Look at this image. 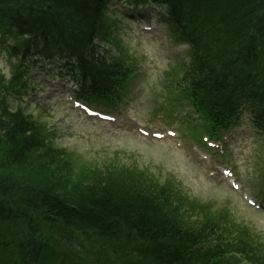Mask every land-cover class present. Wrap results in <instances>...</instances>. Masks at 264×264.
I'll return each mask as SVG.
<instances>
[{"label":"trees","instance_id":"obj_1","mask_svg":"<svg viewBox=\"0 0 264 264\" xmlns=\"http://www.w3.org/2000/svg\"><path fill=\"white\" fill-rule=\"evenodd\" d=\"M108 1L0 0L15 82L36 60L57 59L82 95L115 96L132 68L94 44L108 36ZM142 1L164 4L172 40L189 45L179 95L213 122L248 112L264 132V0ZM4 88L0 80V264H262L249 241L226 239L209 217H185L164 185L131 170L76 177Z\"/></svg>","mask_w":264,"mask_h":264},{"label":"rangeland","instance_id":"obj_2","mask_svg":"<svg viewBox=\"0 0 264 264\" xmlns=\"http://www.w3.org/2000/svg\"><path fill=\"white\" fill-rule=\"evenodd\" d=\"M107 17L115 35L111 36L112 44L100 43V47L107 51L109 57H120L140 70L130 87L135 99L123 106V112L120 111L118 120L122 121L114 120L111 114L112 121H102L73 106L64 98L70 97L68 83L53 77L52 70L44 73L33 71L30 79L33 87L30 90L36 91L33 94L6 100L13 107L22 106L21 109L41 126L48 143L64 150L76 177L94 169L101 172L131 170L146 181L150 179L172 188L176 197L184 200V216L190 220L203 219L207 214L222 217L229 234L247 238L264 255V215L248 206L255 186L264 183L259 179L264 169V139L245 137V144L232 143L234 154H229L228 159L236 164V176L242 185L238 189L228 186L217 176H211L210 170L195 163L187 155L186 146L181 150L173 147L170 141L175 136L168 135L167 129L158 125L164 121L155 114H162L160 112L164 110L162 96L165 89L167 93L171 89L165 85L166 82L178 77V68L184 57L181 48L171 46L168 40L163 39L162 33L158 35V31L152 30L155 35H148L141 30V25L120 19L111 11ZM145 24L146 21L144 26L147 27ZM1 48L0 80L7 89L15 64ZM2 96L5 98L4 93ZM179 107L182 123L188 126L198 123L192 122L195 116L183 118L190 109ZM136 123L156 127L140 131ZM153 131L158 134H153ZM242 138L243 135L239 140ZM208 152L204 150V153ZM212 158L215 159L214 156Z\"/></svg>","mask_w":264,"mask_h":264},{"label":"snow or ice","instance_id":"obj_3","mask_svg":"<svg viewBox=\"0 0 264 264\" xmlns=\"http://www.w3.org/2000/svg\"><path fill=\"white\" fill-rule=\"evenodd\" d=\"M225 175H230L229 173H225Z\"/></svg>","mask_w":264,"mask_h":264}]
</instances>
